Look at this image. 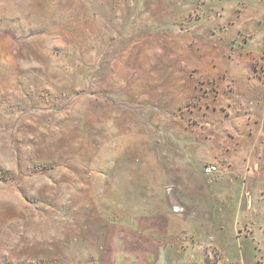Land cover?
Instances as JSON below:
<instances>
[{"label": "rangeland", "instance_id": "rangeland-1", "mask_svg": "<svg viewBox=\"0 0 264 264\" xmlns=\"http://www.w3.org/2000/svg\"><path fill=\"white\" fill-rule=\"evenodd\" d=\"M231 263L264 264V0H0V264Z\"/></svg>", "mask_w": 264, "mask_h": 264}, {"label": "built area", "instance_id": "built-area-1", "mask_svg": "<svg viewBox=\"0 0 264 264\" xmlns=\"http://www.w3.org/2000/svg\"><path fill=\"white\" fill-rule=\"evenodd\" d=\"M218 172V168L215 165H205L204 166V173L207 175L214 174ZM231 264H237V263H231Z\"/></svg>", "mask_w": 264, "mask_h": 264}]
</instances>
